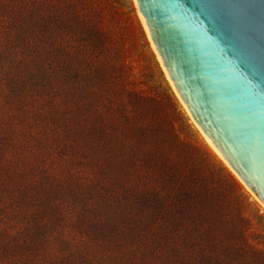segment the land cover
I'll return each instance as SVG.
<instances>
[{
	"label": "rangeland",
	"instance_id": "obj_1",
	"mask_svg": "<svg viewBox=\"0 0 264 264\" xmlns=\"http://www.w3.org/2000/svg\"><path fill=\"white\" fill-rule=\"evenodd\" d=\"M51 5L53 33L44 29ZM138 12L136 0H0V264H164L151 230L166 220L175 258L199 263L173 207L151 220L132 212L100 171L127 179L119 158L134 142L122 135L128 90L148 100L141 117L159 135L174 127L183 144L170 154L207 185L218 222L230 228L237 212L247 220L241 263L264 264V208L185 112ZM89 68L105 80L85 94Z\"/></svg>",
	"mask_w": 264,
	"mask_h": 264
},
{
	"label": "water",
	"instance_id": "obj_2",
	"mask_svg": "<svg viewBox=\"0 0 264 264\" xmlns=\"http://www.w3.org/2000/svg\"><path fill=\"white\" fill-rule=\"evenodd\" d=\"M193 119L264 204V0H136Z\"/></svg>",
	"mask_w": 264,
	"mask_h": 264
},
{
	"label": "trees",
	"instance_id": "obj_3",
	"mask_svg": "<svg viewBox=\"0 0 264 264\" xmlns=\"http://www.w3.org/2000/svg\"><path fill=\"white\" fill-rule=\"evenodd\" d=\"M50 7L44 29L53 33L54 29L58 28V20L52 10L53 6ZM71 21V19H66L60 24L68 27ZM85 71L86 74L82 76L85 82L83 92L87 94V89L93 87L92 85L103 83L105 76L104 71L99 68H89ZM127 95L129 100L124 104L126 109L122 116L124 126L122 135L134 142L129 144L128 152L120 155L119 158L123 166L128 169L127 179L123 180L119 176L120 169L118 168L106 172V169L101 167L100 171L106 174L111 173V184L116 189H122V200L126 201L127 207L132 212L137 211L138 214L151 220L155 211L166 214L168 211L166 208L173 207L177 218L186 220L188 230H185V233L190 237L192 255L197 258L198 264H212V258L209 256L211 252L223 255V258H219L215 264H242L247 254L246 250L250 248L245 238L248 228L247 220L240 212H237L230 228L222 226L220 220L218 222L220 213L214 212L216 213L214 215L208 209L210 203L212 204L216 199L201 193V190L204 192L208 190L207 185L186 176L181 165L175 162L174 156L170 154L173 149L183 144L175 133L174 127L171 126L169 131L159 135L158 131L161 133L162 128L153 129L141 117L139 103L147 99L138 96L133 90H128ZM149 102L155 101L149 100ZM99 103L94 101L93 104L99 105ZM99 110L100 108L97 111ZM220 172L225 182L235 192H239V187L233 177L222 167ZM151 182L154 188L150 191L146 189V185ZM167 221L159 222L158 224H161L158 225L159 228L151 230L156 237L159 253L165 259L164 264H187L188 260L175 258L176 254L170 242L173 232L168 229L169 221Z\"/></svg>",
	"mask_w": 264,
	"mask_h": 264
},
{
	"label": "bare ground",
	"instance_id": "obj_4",
	"mask_svg": "<svg viewBox=\"0 0 264 264\" xmlns=\"http://www.w3.org/2000/svg\"><path fill=\"white\" fill-rule=\"evenodd\" d=\"M137 4V3H136ZM139 13V17H140V20H141V22H142V25H143V27H144V30H145V32H146V34H147V36H148V38H149V40L151 41V38H150V36H149V34H148V31H147V29H146V26H145V24H144V22H143V19H142V16H141V14H140V12H138ZM152 42V41H151ZM153 44V43H152ZM153 48H154V50H155V52H156V54L158 55V53H157V51H156V49H155V47H154V45H153ZM158 57H159V55H158ZM159 59V61H160V63L162 64V66H163V63H162V61H161V59H160V57L158 58ZM163 69H164V71H165V75H166V78L168 79V81L170 82V85H171V87L173 88V90H174V92L176 93V95H177V97H178V99H179V101L181 102V104H182V106H183V108H184V110H185V112L187 113V115L191 118V121L194 123V125L196 126V128L201 132V134L203 135V137L205 138V141H206V143L208 144V146L211 148V150H213V152L224 162V164L229 168V170L236 176V178L243 184V186H245V188L252 194V196L263 206V208H264V204L259 200V198L248 188V186H246L245 184H244V182L240 179V177L234 172V170L231 168V166L227 163V161L224 159V157L221 155V153L217 150V148L214 146V144L204 135V133L201 131V129L199 128V126L197 125V123L195 122V120L193 119V117H192V115H191V113L189 112V110H188V108L186 107V105L184 104V102L182 101V99H181V97L179 96V94L177 93V91H176V89L174 88V85H173V83H172V81L170 80V78H169V76H168V74H167V72H166V70H165V68H164V66H163Z\"/></svg>",
	"mask_w": 264,
	"mask_h": 264
}]
</instances>
